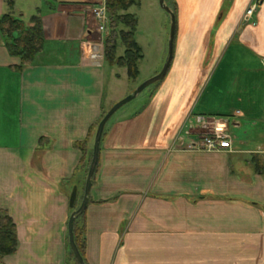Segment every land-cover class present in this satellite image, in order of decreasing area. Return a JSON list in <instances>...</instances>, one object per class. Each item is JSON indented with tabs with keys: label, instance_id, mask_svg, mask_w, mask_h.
<instances>
[{
	"label": "crops",
	"instance_id": "obj_1",
	"mask_svg": "<svg viewBox=\"0 0 264 264\" xmlns=\"http://www.w3.org/2000/svg\"><path fill=\"white\" fill-rule=\"evenodd\" d=\"M26 1L27 12L0 0V19L26 18L28 28L36 17L44 38L19 70L0 32V209L17 238L1 263L76 264L67 227L83 199L91 133L131 92L126 69L89 41L92 10L105 0ZM171 1L165 78L140 111L104 127L86 209L74 222L85 264H264V130L243 148L213 153L190 132L200 119L264 122V0L247 23L257 0ZM214 87L224 95L218 107Z\"/></svg>",
	"mask_w": 264,
	"mask_h": 264
},
{
	"label": "rangeland",
	"instance_id": "obj_2",
	"mask_svg": "<svg viewBox=\"0 0 264 264\" xmlns=\"http://www.w3.org/2000/svg\"><path fill=\"white\" fill-rule=\"evenodd\" d=\"M138 1H139V6L137 7L132 6L127 11L120 12V15L123 16L130 14L136 16L137 26L134 33V39L142 51L141 52L142 60H140L138 63L137 78L135 80H132L128 77L127 74L128 85H129L128 90H130L131 94L135 91V89H137V87H139L142 83L157 75L163 68L165 61L167 59L168 43L170 39V29H171L170 15L160 6L159 0H138ZM254 4H256L257 6L256 10H257L259 5V0H257ZM18 5H20L23 11L27 12L26 9H27V5H29V2H27L26 0H18ZM168 6L170 10L173 9V3L171 0H168ZM107 17H108V23L105 28V31L96 32L94 38L89 39L90 42L99 44L98 46L101 49V55L104 61H105V57H104L105 40L109 37L111 33V28H110L111 24L108 13H107ZM23 20L21 21L23 22L28 21L26 18ZM244 21L246 23L248 22L247 20H245V15H244ZM96 26H98V24L95 22V27ZM127 31L128 28L124 25H119L115 29V34L117 37V49H116L115 57H117V55L119 56L123 55L122 57H124L125 48L120 43V34L122 32H127ZM119 69H126V68L119 67L118 70ZM119 74L123 75L122 72H119ZM162 81L163 80L149 86L142 93H140L135 99L122 106L110 118V120L107 122V125H110V123L113 122L114 119L119 117L121 114L136 113L140 111L142 107L145 105L147 101V97L157 91ZM214 88H213V92L215 96H213L211 102L213 107H218L219 105L221 106L224 104L223 102H220V100L223 99L222 97L224 95L223 92L220 90V87H214ZM251 96H254V94H252ZM255 113H258V109H256ZM226 121H228V134L230 135L233 147L237 146L239 148H243L245 146L243 145L244 143L245 144L253 143L254 141L258 140L259 138L258 135L260 131L264 130V122L260 120H256L255 117L250 119L247 118V119L236 120L235 118L233 119L230 116L226 118ZM236 123H238L240 126L235 127ZM95 131L96 129H94L91 135L92 140H94ZM190 132L199 134L202 132V130L200 128H192L190 129ZM198 136H200V134Z\"/></svg>",
	"mask_w": 264,
	"mask_h": 264
},
{
	"label": "trees",
	"instance_id": "obj_3",
	"mask_svg": "<svg viewBox=\"0 0 264 264\" xmlns=\"http://www.w3.org/2000/svg\"><path fill=\"white\" fill-rule=\"evenodd\" d=\"M6 3L12 8L14 0H6ZM136 5H138L137 0H105V7L111 24V33L105 40V61L109 65L126 68L128 77L132 80L137 78L138 63L142 60L141 48L134 39L137 19L132 15H120V12L127 11L130 7ZM171 11L175 17L176 7L174 4ZM29 21L32 26L27 28L23 21L14 19L11 15H4L0 19V32L7 41V49L12 56L20 59L19 70L30 65L34 57L43 49L44 38L41 22L36 17H32ZM119 25L126 26L128 31L120 34V43L125 48V52L124 57L117 58L115 57L117 49L115 29ZM106 113L103 112L102 118ZM98 124L95 125L94 129L97 128ZM73 232L75 244L84 260L82 235L77 224H74ZM16 247L15 225L8 214L0 209V259L15 254ZM72 258L75 261L73 255ZM75 263L77 264L76 261Z\"/></svg>",
	"mask_w": 264,
	"mask_h": 264
},
{
	"label": "water",
	"instance_id": "obj_4",
	"mask_svg": "<svg viewBox=\"0 0 264 264\" xmlns=\"http://www.w3.org/2000/svg\"><path fill=\"white\" fill-rule=\"evenodd\" d=\"M160 6L170 15L171 18V29H170V39L168 43V54H167V59L165 61V64L161 71L155 75L154 77L150 78L149 80L145 81L142 83L135 91L126 96L124 99L120 100L119 102L115 103L105 114V116L102 118V120L99 122L96 131H95V136H94V144H93V150H92V156H91V161L90 165L87 171V176H86V181L84 185V193H83V199L80 204V206L74 211V213L71 215L68 221V243H69V248L70 251L77 262V264H85L84 260L82 259L78 248L75 244L74 241V222L75 220L85 211L86 205L88 202V194L91 186V179L94 174V171L97 166L98 162V154H99V147H100V142L101 138L103 135L104 127L107 124V122L110 120V118L125 104L129 103L133 99H135L140 93H142L146 88L149 86L163 80L169 70L171 61H172V55H173V44H174V38H175V29H176V24H175V17L172 13V11L165 5L164 0H159ZM77 199V189L74 187L72 189V192L69 197V207L73 208Z\"/></svg>",
	"mask_w": 264,
	"mask_h": 264
},
{
	"label": "built area",
	"instance_id": "obj_5",
	"mask_svg": "<svg viewBox=\"0 0 264 264\" xmlns=\"http://www.w3.org/2000/svg\"><path fill=\"white\" fill-rule=\"evenodd\" d=\"M256 4L249 8L245 13V20L251 22V19L256 11ZM95 22L98 26L95 27L96 32H103L108 23L105 4L98 5L92 10ZM253 24V23H252ZM99 47V46H98ZM100 48V47H99ZM199 126L202 130L198 137V148L205 152H227L231 151L232 141L228 134V121L212 119V120H199Z\"/></svg>",
	"mask_w": 264,
	"mask_h": 264
},
{
	"label": "flooded vegetation",
	"instance_id": "obj_6",
	"mask_svg": "<svg viewBox=\"0 0 264 264\" xmlns=\"http://www.w3.org/2000/svg\"><path fill=\"white\" fill-rule=\"evenodd\" d=\"M1 261H2V259H0V264H2Z\"/></svg>",
	"mask_w": 264,
	"mask_h": 264
}]
</instances>
